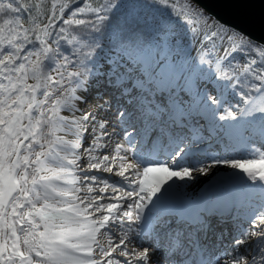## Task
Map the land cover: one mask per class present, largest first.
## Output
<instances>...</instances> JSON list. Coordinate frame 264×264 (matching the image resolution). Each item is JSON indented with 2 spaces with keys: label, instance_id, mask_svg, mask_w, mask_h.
<instances>
[{
  "label": "snow or ice",
  "instance_id": "obj_1",
  "mask_svg": "<svg viewBox=\"0 0 264 264\" xmlns=\"http://www.w3.org/2000/svg\"><path fill=\"white\" fill-rule=\"evenodd\" d=\"M153 2L167 7L169 0ZM118 6L0 0V264H153L154 248L129 244L146 202L163 185L208 175L220 164L264 181V152L260 160L213 154L198 166H170L182 149L216 139L231 150L238 145L221 122L264 113L259 107L217 115L219 97L206 83L228 81L264 94V44L223 26L201 29L186 15L196 47L135 8L109 28L107 13ZM121 124L132 131H118ZM157 143L177 145L176 153L146 165L133 157L137 144ZM225 183L220 177L214 189L165 210L182 225L165 248V264H184L178 253L185 237L193 241L211 217L229 218ZM232 243L249 251L234 249L220 264H264V210Z\"/></svg>",
  "mask_w": 264,
  "mask_h": 264
},
{
  "label": "bare ground",
  "instance_id": "obj_2",
  "mask_svg": "<svg viewBox=\"0 0 264 264\" xmlns=\"http://www.w3.org/2000/svg\"><path fill=\"white\" fill-rule=\"evenodd\" d=\"M213 25H217L216 22L213 23ZM212 26V25H211ZM215 30V29H212ZM195 35V33H193ZM195 45V42L193 44ZM207 69L205 68V71ZM214 83H216L215 80H211L207 82V86L209 87V91H214L216 95L220 98L222 96V91H216L214 89ZM226 84L225 81H221V85ZM95 88V87H94ZM96 92L97 89H94ZM92 90H90V93ZM94 92V93H95ZM95 95V94H94ZM264 94H260L256 92V95H254L253 98H251L250 101H248L245 104V107L248 106V109L255 103L257 100H259ZM227 101V100H226ZM229 106L233 109H237V107L241 106L240 99L233 98L232 101H230ZM119 107L115 101H113V112L116 111V108ZM264 107V106H263ZM225 114L224 111H220L218 115ZM109 119H112L113 121L116 120L115 116H109ZM244 125L249 122L247 119V116H243ZM221 124H224L225 128L230 132V134L233 135L234 138L237 137L236 135H239L241 132V125L239 124H225V122H221ZM128 126L127 124H121L118 126V131L121 130V128H125ZM252 126L248 125L247 133L254 134V131L252 130ZM111 130V129H110ZM128 131H132L131 128L127 129ZM264 132V131H263ZM255 137H258L262 140L264 139V133L254 135ZM133 144L137 141V137H132ZM118 137H113L114 141H119ZM121 139V137H120ZM139 139V138H138ZM220 139H216L213 142L207 143L205 145H202L200 147H207L211 148L212 146L214 148H211L213 151L217 149V154H219L222 158H226L228 155V151H231L232 155V149L228 150L220 145ZM264 145V144H263ZM136 147L144 148L145 145L143 144H137ZM150 149L145 150L144 154H148L149 157H153V159H156V156L161 153L162 155H165L164 159H161L163 161L170 160V156L176 153L177 145H162L160 143H157L156 145H148V148ZM234 150L237 149L239 152H245V154L242 155V157L247 158L250 156L246 152V142L240 141L238 146L233 147ZM202 148L196 149L192 147H187L182 149L180 152V155H177V160L174 163H171V167H176V163H178L179 160L184 159L186 161V157L188 154L192 153H199ZM154 151V154H153ZM131 154V153H130ZM133 157L136 158L142 165H146L149 163H158V162H152L151 158H144V155H139L135 151V146L133 147L132 151ZM202 154V153H201ZM200 155V154H199ZM207 156V155H205ZM150 159V160H149ZM208 158H205L202 161H198L196 163L190 162L188 166L185 167H194L197 164L205 161ZM260 160L261 155L252 154L249 158V160ZM146 160V162H145ZM148 160V161H147ZM246 161L248 159H245ZM144 161V162H142ZM198 166V165H197ZM177 167L178 166L177 164ZM112 175V174H109ZM220 177H224L226 179V183L222 187V190L228 192L230 195H232L233 205H232V212L228 219L226 220H219L218 217H211L210 218V227L205 230L204 234V240L208 243L206 246V250H208V259L209 261L206 264H220L221 260L225 258L229 253L233 252L234 249L237 251L243 253L249 247L243 246H234L232 241L239 237L245 230H242V226H244V220L247 216L246 209L251 208L252 216L254 217L259 211L264 210V200L260 202L259 206H256L254 203L256 199L260 197V194H264V181H252L247 178V173H244L241 169H232L230 164H220L218 165L211 173L208 175H197L195 179L193 180H179L177 178H173L171 181H169L167 184L163 185L159 192L155 193L151 200L146 202L145 208L142 212V220L140 224L138 225L139 231L138 233H135V236L141 237V239H138V242L135 241L134 245L129 244V247H136V246H146L150 248H154L153 253V259L155 260L153 264H165L162 262L160 258H156L155 252L159 251L160 255L163 256L165 253V248L168 245L169 241L173 238V229L175 228L173 224V217L169 214V212H166L165 210L168 208V205L172 200L177 199V201H185V197H191L197 193H203L204 189L203 187L207 186L208 184L213 183L212 186H210V189H214L217 187V180ZM119 179V178H116ZM237 185V188L235 186ZM119 186V185H118ZM242 190V191H241ZM247 195L245 196V199L242 198L241 193L245 192ZM241 195V196H240ZM249 198V200H248ZM111 200V195L106 199V202H109ZM259 203V201H258ZM148 214H151L152 217L148 218ZM161 214L159 217L158 215ZM248 214V215H250ZM158 217V218H157ZM252 217V218H253ZM148 218V219H147ZM146 225L147 227L150 226V238L146 235H142L141 232V226ZM247 230V229H246ZM203 235V234H202ZM144 236V237H143ZM169 238V239H167ZM247 239V238H246ZM153 240L157 241L158 244H156ZM185 242H189V240L186 238ZM199 247L200 249L204 246V241L202 239L199 240ZM251 244V242H249ZM184 249L187 248V244L183 246ZM183 251L179 252V258Z\"/></svg>",
  "mask_w": 264,
  "mask_h": 264
},
{
  "label": "rangeland",
  "instance_id": "obj_3",
  "mask_svg": "<svg viewBox=\"0 0 264 264\" xmlns=\"http://www.w3.org/2000/svg\"><path fill=\"white\" fill-rule=\"evenodd\" d=\"M192 4L196 5L195 3H193L192 1H190ZM197 6V5H196ZM189 11H192V10H198L202 15L203 17H196V16H193V15H190L188 18L189 19H193L194 21H199V23L196 25L197 27L201 28V29H204L206 26L207 27H211V25H213L214 21H213V18L208 15L207 13H205L199 6L196 8L195 6L193 7H188L187 8ZM157 19L161 20V22L165 25H167L169 28H171L173 31H174V35L177 37L178 40H183V41H186L187 43H189L190 45H193L194 44V40H193V25L191 23L188 22V20L186 19L185 22H176L175 19L173 18V16H171L169 13L167 12H163L162 14H159L157 15ZM218 26H223L229 30H234L226 25H223L219 22H216ZM197 47H199L197 45ZM107 51L108 50H105V51H101L100 52V55L103 57L104 55L107 54ZM247 59V57H245ZM240 59H243V55L241 54L240 56H237V60H240ZM205 70V69H204ZM207 71V70H206ZM226 84H222L221 85V82L219 83H214V89L216 91H222V96L219 98L220 100V107L218 110L220 111H224V109H229V110H232V111H237V110H240V109H243V108H247L245 107V104L251 100L252 95H249L248 92L246 91V89H244L242 86H239L237 84H230L228 81H225ZM207 83V82H206ZM208 87V86H207ZM94 89L96 88H92V92L89 93L90 96L94 97L96 94V92L94 91ZM209 89V87H208ZM249 91V90H248ZM95 92V93H94ZM247 92V95L244 96V93ZM254 92H256L254 90ZM264 96V95H263ZM233 98H238L240 99V102H241V106L237 107V109H233L229 106V102L233 100ZM227 100V101H226ZM264 106V99H262V97L257 100L255 103H253V105L249 108V110L251 111L253 108H259V107H263ZM217 112V115L220 113ZM247 119L249 120V122L247 124L244 125V120H243V116H238L236 118V121H232L230 123H235V124H239L241 125V132L244 130L245 131V137L244 138H240V134L241 132L239 133V135H236V140L238 142V144L240 143V141H244L246 142V152L248 154H250V156L252 154H257V155H261L262 152H264V139H260L259 136L258 137H255L254 135H258V134H262L264 133V113H260L259 111H255V112H252L251 115L247 116ZM248 125H251L252 126V130L254 131V134H250V133H247V128H248ZM120 138V137H118ZM146 146V145H145ZM147 147V146H146ZM210 155H213L214 153H209ZM242 154H245V152ZM250 156H248L247 158H244V157H235V158H230V159H236V160H239L241 162H245L246 160L245 159H248L250 158ZM156 158L158 159H163L164 157H162V155H157ZM194 160L193 162L195 163L196 160H200V157H192ZM229 158V157H228ZM163 161V160H161ZM176 170H179L178 168ZM262 196V197H261ZM260 200H264V194L261 193L260 194ZM257 201V200H256ZM262 202V201H260ZM259 202V204H260ZM257 203V202H256ZM259 206V205H258ZM253 216H248V221L244 223V226H242V230H246L248 229L249 227V223L251 221ZM135 242V241H134ZM133 244V243H131ZM130 244V245H131ZM249 251V249H247L246 251H244L242 254H246L247 252ZM161 257V256H159Z\"/></svg>",
  "mask_w": 264,
  "mask_h": 264
},
{
  "label": "water",
  "instance_id": "obj_4",
  "mask_svg": "<svg viewBox=\"0 0 264 264\" xmlns=\"http://www.w3.org/2000/svg\"><path fill=\"white\" fill-rule=\"evenodd\" d=\"M189 1L210 15L214 22L241 31L244 37L264 44V0ZM212 185L208 184L207 187ZM172 201H177V199Z\"/></svg>",
  "mask_w": 264,
  "mask_h": 264
},
{
  "label": "trees",
  "instance_id": "obj_5",
  "mask_svg": "<svg viewBox=\"0 0 264 264\" xmlns=\"http://www.w3.org/2000/svg\"><path fill=\"white\" fill-rule=\"evenodd\" d=\"M90 3L93 4V6H99L101 3L104 2V0H89ZM118 7H114L112 10H110L107 13V19H106V26L112 27L117 23V21L121 20L125 15L132 12V10L135 8V10L139 11L141 15H147L151 16L157 19V15L162 14L163 12L169 13L176 22H185L186 18L185 16L189 17L192 15V11H189L186 9L188 7L195 6L196 8L198 6L192 4L189 0H169V3L167 7L164 5H159L153 2V0H137V3L135 5L131 4L129 0H117ZM173 5H175V9H173ZM78 6H83L82 4H79ZM15 7V5H14ZM8 8H5V14H8ZM81 18V17H78ZM245 39H249L247 37H244ZM251 40V39H249ZM253 43H258L253 40H251ZM260 44V43H258ZM107 48H103L100 50L105 51ZM248 60L253 59V57L248 56ZM249 90V91H248ZM255 89L248 88L246 91L249 95H253Z\"/></svg>",
  "mask_w": 264,
  "mask_h": 264
}]
</instances>
